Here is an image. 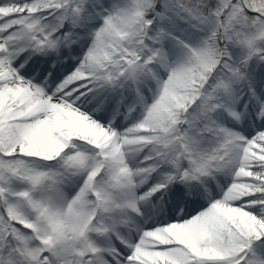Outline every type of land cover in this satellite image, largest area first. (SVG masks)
<instances>
[{
	"label": "snow or ice",
	"instance_id": "1",
	"mask_svg": "<svg viewBox=\"0 0 264 264\" xmlns=\"http://www.w3.org/2000/svg\"><path fill=\"white\" fill-rule=\"evenodd\" d=\"M0 264H264V0H0Z\"/></svg>",
	"mask_w": 264,
	"mask_h": 264
}]
</instances>
